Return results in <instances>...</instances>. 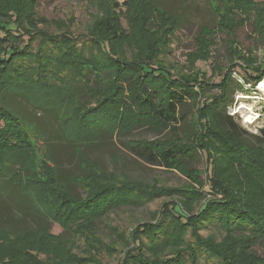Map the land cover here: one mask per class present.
<instances>
[{"label":"rangeland","instance_id":"obj_1","mask_svg":"<svg viewBox=\"0 0 264 264\" xmlns=\"http://www.w3.org/2000/svg\"><path fill=\"white\" fill-rule=\"evenodd\" d=\"M0 1L1 9L14 10L19 25L25 31L38 33L31 43L33 51L36 52L38 47L43 51V40L55 38L47 45L56 47L63 70L50 81L51 86L35 84L28 91L35 99L44 101L46 107L56 109L67 135L74 137L77 143H89L99 137L79 124L83 117L101 113L100 101L110 93V81L117 74L116 62L103 55L99 46L89 37L96 36L109 41L114 56L125 63H137L150 54L153 66L159 65L169 70L175 78L183 75L191 79L190 88L194 90L193 101L184 107L186 112L183 120L175 125L154 115L134 116L116 105H109V102L105 104L104 109L109 106L107 110L113 120L112 126L118 134L105 135L98 143L84 148L98 166L86 161L88 178L77 180L85 193L79 186L72 187L75 193L82 196L104 187L127 190L125 196H118V204L112 205L102 217L103 223L98 230L88 225L77 226L71 204L72 199L76 200L54 180L52 166L41 153L42 143L39 141L38 146L23 149L16 179L22 187L39 195L36 196L39 209L55 213L61 222L49 223L50 230L39 233L17 235L0 232V264H75L78 261H68L70 251L77 256L89 255L97 264H117L123 254L113 250L121 244L125 246L136 226L142 224L155 226L151 231L141 234L144 244L142 250L149 260H161L165 255L180 251L179 260L174 264H223L221 257L212 252L207 257L198 255L197 261H191L184 250L186 247L193 249L190 241L197 237L216 244L237 241L236 245H227L235 252V264L264 262V239L261 236L254 238L249 234H241L245 239H254L247 248L238 243L241 236L219 233L217 225L208 221L196 232L198 237L187 226H181L171 214L164 212L167 203L175 202L180 203L182 210L189 216H195L200 203L213 199L206 193H200L206 181L204 155L198 151L201 145L207 146L208 155L213 160L214 177L221 184L239 192L245 187L246 190L240 192L242 199L254 207L264 206V180L257 169L260 167L264 172V146L247 144L218 128L212 117L214 103L209 107L208 119L201 118L199 111L204 101L208 102L220 93L221 87L218 86H221L232 65H246L248 61L239 59V56L249 57L250 60L253 58L257 64L264 62V36L252 32L250 23L236 29L238 48L230 41L225 42L223 30L216 34L211 30H201L196 35L200 25H212L214 21L207 0H167V6L171 9H184L186 19L182 24L174 16L152 9L146 0H107L102 6L99 0ZM255 1L254 8L264 6V0ZM218 8L215 6V11H220ZM18 41L10 39L11 43L16 44ZM18 45H23V42ZM88 57L94 60L87 61ZM66 68L75 74L92 73V77L96 78L95 93L76 95L72 82L65 84L69 77L61 78ZM138 68L136 65L126 66L123 73L138 77ZM231 72V79L224 90L230 113L242 129L256 133L264 128V94L257 92L251 86L253 84L243 81L238 73L235 75L234 71ZM158 77L153 78L151 83L163 91L165 82L160 79V74ZM17 101L24 105L22 99ZM249 112L255 114L252 122H246L244 118V114ZM205 123L209 131L217 133L212 134L206 142ZM242 134L248 137L246 132ZM51 135H59L56 127L51 129ZM221 136L237 143L238 147L247 151L249 158L244 159L241 154L232 152L219 139ZM126 143L146 144L153 151L178 146L187 155L183 160V166L187 167L148 164L135 156ZM64 150L60 148V159L71 168L75 160L67 159ZM22 167L27 168L29 176L20 173ZM259 191L263 192L261 197L256 195ZM125 197V200H121ZM212 202L217 205L222 200ZM80 222L84 223V219ZM113 239H118V245ZM254 259L258 260L251 261Z\"/></svg>","mask_w":264,"mask_h":264},{"label":"trees","instance_id":"obj_2","mask_svg":"<svg viewBox=\"0 0 264 264\" xmlns=\"http://www.w3.org/2000/svg\"><path fill=\"white\" fill-rule=\"evenodd\" d=\"M106 1L99 0L100 5L102 6ZM166 1L146 0L152 9L174 16L182 24L186 19L184 9L178 11L171 9L167 6ZM207 1L208 9L214 16V21L212 25H200L196 35L201 30H211L214 34L224 31L225 42L230 41L238 48L235 41L236 29L250 23L252 32L264 36V6L254 8L255 0ZM215 6L219 7L218 10L221 13L215 11ZM37 36V32H27L19 25L14 10L0 8V46L3 45L0 48V232L17 235L39 233L43 230H50L49 223L61 222L60 217L56 216L55 213L39 209L36 203L38 194L22 187L16 179V174L19 172L18 164L21 160V151L30 149L33 145L38 146L39 141L42 143L41 153L43 157L52 166L54 180L60 184L66 194L76 200L73 201L72 199L71 204L73 207L72 212L76 215L73 218L78 221L77 226L88 225L98 230L101 227L100 224L103 223L102 217L112 205L118 204V196H125L127 190L104 187L89 191L86 196H82L75 193L72 187L79 186L85 193L82 184L77 180L88 178L86 161H91L98 166L96 160L92 159L84 148L98 143L105 135L118 134L112 126L113 120L107 110L109 106L104 109L105 104L109 102V105H116L124 112L134 116L154 115L160 120L175 125L179 123V120H183V115L186 112L184 107L188 102L193 101L194 90L190 88L191 79L183 75L175 78L169 70L159 65L153 66L150 63V54L143 60H138L137 63H125L122 59L114 56L109 41L96 36L89 37L99 46L103 55L116 62L117 74L110 81L112 88H110V93L104 95L100 101L99 108L101 110L99 111L101 113L85 116L79 124L81 128L85 127L89 129L88 131L97 133L99 137L94 141H89V143H77L78 141L74 137L67 135L64 126L60 123L56 109L46 107L44 101L39 98L35 99L32 93L28 91V88L35 84L43 87L51 86L50 81L55 79L63 70L61 57L55 51L56 47L47 45L55 38L44 39L43 51L41 47H38L35 52L31 43ZM11 38L19 39L20 42H23V45L19 46V41L16 44L11 43ZM161 47H163V43ZM238 58L245 59L248 62L245 66L232 65L231 71H234V74L238 73L243 81L254 86L264 78V62L257 64L253 58V61L249 57L239 56ZM92 60H94L93 57L87 58V61ZM132 65L139 67L138 77L123 73L126 66L131 67ZM238 69L241 72L237 71ZM68 70V68L64 69V75L61 78L69 77L66 78L65 84L69 85L72 82L76 95H92L95 93L96 78L92 77V73H79L80 71H78L79 74H75L73 71L68 72ZM231 71L226 73L221 86H218L221 87L219 88L220 93L210 101L202 103L199 110L200 117L208 119L209 107L211 108V104L214 103L212 117L218 128L225 133H229L237 140H244L243 142H247V144L264 146V128H260L256 133L247 132L239 126L233 115L227 113L229 100L225 98L224 90L228 80L231 79ZM159 74L162 76L160 79L165 82L163 91L160 87L151 83L153 78H159ZM26 84L28 85L27 89ZM19 99L24 101V105L18 103L17 100ZM91 109L94 108L91 107ZM54 127L59 133L57 137L51 135V129ZM205 129L204 141L206 142L209 141L212 134L217 133L216 131H209L206 123ZM242 132H246L248 137H244ZM219 139L232 152L241 154L244 159L249 158L247 151L238 147L237 143L230 142L222 136ZM126 146L135 156L148 164L187 167V165L183 166L184 157L187 155L178 146H167L157 151H153L150 146L141 143H126ZM60 148H65L63 153H65L67 159L73 158L75 160L71 168L65 166L61 161ZM198 151L204 155L206 166V181L201 186L200 193H206L212 196L213 199H206L200 203L198 213L195 216H189L188 213L182 210L180 203L175 202L167 203L164 212L171 214L181 226H187L198 237L199 235L196 232L199 231L203 223L210 221L212 224L217 225L216 229L219 233L237 234L239 236L249 234L251 237L261 236L264 239V230L262 231L264 228V206L254 207V205L242 199L243 196L240 192L245 191V187H242L239 192L234 191L226 184H221L214 177L213 160L208 155L207 146L201 145ZM257 169L264 180V172L261 171L260 167H257ZM22 172L25 176L30 175L26 167L20 169V173ZM174 192H179V190ZM262 193V191H259L256 195L261 197ZM216 199L222 200V202L215 205L212 201ZM262 203L264 204V201ZM82 219H84V223L80 222ZM62 224L65 225V223ZM153 228L155 226L153 227L150 224L136 226L131 234L130 241L125 246L121 244L113 250L118 251L120 255L123 254L117 264L176 263L179 260L180 251L165 255L161 260H149L145 256L142 250L144 244L141 234L149 232ZM246 238L243 236L238 243L248 248L254 239ZM117 240L113 239L118 245ZM190 242L193 249L186 247L187 249L184 252H188L187 254L192 262L196 258L198 260V255L207 257L212 252L221 257L223 264H235V252L232 247V250L227 248V245H236L237 241L232 240L228 243L216 244L214 241L195 237ZM255 260L258 259L251 261ZM68 261H78L75 264H84L83 261L91 262L87 264H97L96 260L90 258L89 255L77 256L72 251L69 252ZM260 264H264V262Z\"/></svg>","mask_w":264,"mask_h":264},{"label":"bare ground","instance_id":"obj_3","mask_svg":"<svg viewBox=\"0 0 264 264\" xmlns=\"http://www.w3.org/2000/svg\"><path fill=\"white\" fill-rule=\"evenodd\" d=\"M259 85H258V89L259 90H262L263 94H264V78L262 80L259 81ZM243 107V106H241ZM245 115V116H244ZM244 118H245V121L246 122H252L253 121V118H254V115L253 113L249 112V113H246L244 114ZM256 117V116H255Z\"/></svg>","mask_w":264,"mask_h":264},{"label":"built area","instance_id":"obj_4","mask_svg":"<svg viewBox=\"0 0 264 264\" xmlns=\"http://www.w3.org/2000/svg\"><path fill=\"white\" fill-rule=\"evenodd\" d=\"M259 83H260V82H257V83H256L254 86H252V87L255 88V89L257 90V92L263 94L262 90H259V89H258V85H259ZM249 85H250V84H249ZM227 113L230 114V115H232V113H230V106H228V108H227Z\"/></svg>","mask_w":264,"mask_h":264}]
</instances>
